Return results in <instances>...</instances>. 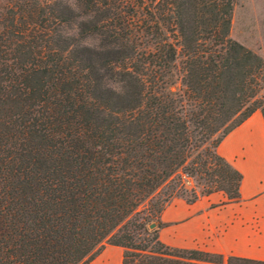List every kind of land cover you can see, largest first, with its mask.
I'll list each match as a JSON object with an SVG mask.
<instances>
[{"label": "trees", "instance_id": "16d2710c", "mask_svg": "<svg viewBox=\"0 0 264 264\" xmlns=\"http://www.w3.org/2000/svg\"><path fill=\"white\" fill-rule=\"evenodd\" d=\"M234 2L0 0V264H87L105 244L121 264H264L157 238L172 198L238 201L216 148L255 111L264 123L263 62L228 35Z\"/></svg>", "mask_w": 264, "mask_h": 264}, {"label": "crops", "instance_id": "0c3cea01", "mask_svg": "<svg viewBox=\"0 0 264 264\" xmlns=\"http://www.w3.org/2000/svg\"><path fill=\"white\" fill-rule=\"evenodd\" d=\"M216 152L241 175L238 201L222 204L221 192L191 204L172 198L159 214L162 225L157 238L170 247L264 261V123L260 114L254 112L231 130ZM121 257L122 248L105 244L87 264H121Z\"/></svg>", "mask_w": 264, "mask_h": 264}, {"label": "rangeland", "instance_id": "374dc122", "mask_svg": "<svg viewBox=\"0 0 264 264\" xmlns=\"http://www.w3.org/2000/svg\"><path fill=\"white\" fill-rule=\"evenodd\" d=\"M228 35L261 58L264 75V0H235ZM259 95L264 100V84ZM255 112L259 113V111ZM194 184V182H191L189 185ZM194 189L198 191L199 187L195 186ZM188 193L186 190V194ZM141 209L142 207L139 208V210ZM151 223H153V226L149 227ZM151 223L147 226L148 230L156 228V224Z\"/></svg>", "mask_w": 264, "mask_h": 264}, {"label": "clouds", "instance_id": "9594fccd", "mask_svg": "<svg viewBox=\"0 0 264 264\" xmlns=\"http://www.w3.org/2000/svg\"><path fill=\"white\" fill-rule=\"evenodd\" d=\"M63 3L70 7L73 11L79 12L80 11V4L79 0H63ZM92 19V15L88 14L87 16H80L78 17V20L83 22H90ZM79 31V25L78 23H73L71 26L65 25L61 30V35L65 38H71L75 36ZM97 42L102 39L99 34H95ZM101 72H103V69H100ZM104 87L110 88L112 91L116 92L118 95H124L125 94V88L123 82L117 81H111L107 80V82L103 83Z\"/></svg>", "mask_w": 264, "mask_h": 264}, {"label": "built area", "instance_id": "2783aa9c", "mask_svg": "<svg viewBox=\"0 0 264 264\" xmlns=\"http://www.w3.org/2000/svg\"><path fill=\"white\" fill-rule=\"evenodd\" d=\"M181 179L185 182L186 185L191 184V181L185 175H181Z\"/></svg>", "mask_w": 264, "mask_h": 264}, {"label": "water", "instance_id": "95a60500", "mask_svg": "<svg viewBox=\"0 0 264 264\" xmlns=\"http://www.w3.org/2000/svg\"><path fill=\"white\" fill-rule=\"evenodd\" d=\"M153 226V223H151L150 225H149V227H152Z\"/></svg>", "mask_w": 264, "mask_h": 264}]
</instances>
